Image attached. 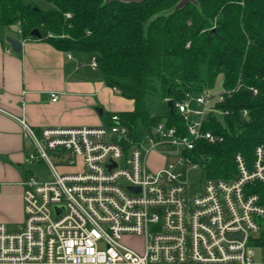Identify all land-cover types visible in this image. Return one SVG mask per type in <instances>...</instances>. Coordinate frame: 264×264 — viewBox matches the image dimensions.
Wrapping results in <instances>:
<instances>
[{"label": "built area", "instance_id": "built-area-1", "mask_svg": "<svg viewBox=\"0 0 264 264\" xmlns=\"http://www.w3.org/2000/svg\"><path fill=\"white\" fill-rule=\"evenodd\" d=\"M90 65L99 69L97 57ZM242 87L188 95L175 105L184 127L155 124L148 149L118 114L110 125L72 128L37 129L18 118L28 143L25 220L18 232L0 224V264H264L256 252L264 258V203L253 189L264 184V146L252 169L237 154L229 178H208L187 194V172L201 168L199 144L222 140L207 124L218 111L229 115L222 105ZM160 148L162 164L152 169Z\"/></svg>", "mask_w": 264, "mask_h": 264}, {"label": "trees", "instance_id": "trees-1", "mask_svg": "<svg viewBox=\"0 0 264 264\" xmlns=\"http://www.w3.org/2000/svg\"><path fill=\"white\" fill-rule=\"evenodd\" d=\"M44 1L49 10L27 0H0V26L18 23L24 39L97 57L106 85L134 103L132 111L116 114L135 141L140 125L147 131L159 122L184 127L175 105L206 89L201 65L209 66L211 86L219 75L227 90L241 81L242 89L222 105L230 112L224 123L207 124L222 140L200 143L196 155L207 178H229L237 154L252 169L257 147L264 146V0H196L178 10L181 0ZM35 29L40 37L32 35ZM158 92L165 116L148 109V99ZM107 121L110 125L111 116ZM253 189L264 203V184Z\"/></svg>", "mask_w": 264, "mask_h": 264}, {"label": "crops", "instance_id": "crops-1", "mask_svg": "<svg viewBox=\"0 0 264 264\" xmlns=\"http://www.w3.org/2000/svg\"><path fill=\"white\" fill-rule=\"evenodd\" d=\"M8 31L0 26V224L21 231L28 143L18 118L37 129L101 126L113 114L132 111L134 103L106 85L89 54L24 39L20 29L16 36ZM7 37L22 42L21 53L12 50ZM52 93L59 95L55 102Z\"/></svg>", "mask_w": 264, "mask_h": 264}, {"label": "rangeland", "instance_id": "rangeland-1", "mask_svg": "<svg viewBox=\"0 0 264 264\" xmlns=\"http://www.w3.org/2000/svg\"><path fill=\"white\" fill-rule=\"evenodd\" d=\"M27 2L31 3L32 5L36 4L40 8H42L43 10H49L51 8V5L46 3L44 0H27ZM18 29H20L19 24L18 23L14 24V25L9 27L8 33L12 36H16V35H18L17 34ZM200 76H201V79L206 84V86H207L206 89H207L210 96L216 97L219 94L224 92L225 88H224V77H223V75H219L216 78L213 86L210 85V74H209L208 64L205 63V64L201 65ZM186 99H187V97H186ZM148 109L153 116H165L166 110H165L164 100H163L161 92L154 94L153 96H151L148 99ZM215 115H216L215 117L219 121L224 123L225 115H223V113L221 111H218ZM147 133H148L147 129L143 125H140L138 128V134L140 135V138L143 141V146L145 149H148L150 147V144H148L147 140H146ZM162 152H163V150L160 148L156 151V153L151 154L149 164H150L152 169H155L156 167H158L162 164L163 160L161 159V157L159 158V155H158V154H162ZM40 173H41L40 176L42 178L47 177L46 167H44ZM207 180H208L207 175H206V173L202 167L198 168V169H190L187 172V176H186V182H187V186H188V191H187L188 196L193 195L195 190H196V187L200 184H203ZM9 230L10 231H18L19 229L13 227V228H10ZM253 236L259 237L260 234L255 233V234H253ZM125 242L128 244L134 243V244H137L138 247H141V240L140 239L131 240L130 238H126ZM256 252H257V262L258 263L263 262L264 258L262 257L261 252L258 249H256Z\"/></svg>", "mask_w": 264, "mask_h": 264}, {"label": "water", "instance_id": "water-1", "mask_svg": "<svg viewBox=\"0 0 264 264\" xmlns=\"http://www.w3.org/2000/svg\"><path fill=\"white\" fill-rule=\"evenodd\" d=\"M107 2H110V1H121V2H124V3H142V2H145V1H149V0H106ZM189 3H196V0H181L177 5H176V9H182L184 8L187 4ZM32 35L34 36H37V37H40V33L37 29H35L33 32H32ZM6 42L11 46L12 50L15 52V53H21L22 52V42L15 39V38H12V37H7L6 38ZM168 106L171 110V113H174V104L172 101H169L168 102Z\"/></svg>", "mask_w": 264, "mask_h": 264}]
</instances>
